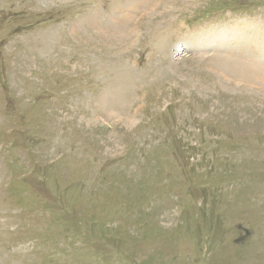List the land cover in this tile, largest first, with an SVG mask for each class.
I'll return each instance as SVG.
<instances>
[{
  "label": "rangeland",
  "instance_id": "rangeland-1",
  "mask_svg": "<svg viewBox=\"0 0 264 264\" xmlns=\"http://www.w3.org/2000/svg\"><path fill=\"white\" fill-rule=\"evenodd\" d=\"M0 264H264V0H0Z\"/></svg>",
  "mask_w": 264,
  "mask_h": 264
},
{
  "label": "bare ground",
  "instance_id": "bare-ground-1",
  "mask_svg": "<svg viewBox=\"0 0 264 264\" xmlns=\"http://www.w3.org/2000/svg\"><path fill=\"white\" fill-rule=\"evenodd\" d=\"M103 34H104V33H103ZM104 36H105V35H104ZM104 36H103V37H104ZM113 38H114V37H113ZM103 72H104V70H103ZM110 72H111V71H110ZM113 73H114V72H113Z\"/></svg>",
  "mask_w": 264,
  "mask_h": 264
}]
</instances>
